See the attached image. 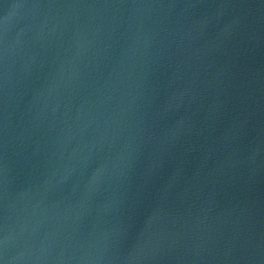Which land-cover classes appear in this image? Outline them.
Masks as SVG:
<instances>
[{
    "label": "water",
    "instance_id": "95a60500",
    "mask_svg": "<svg viewBox=\"0 0 264 264\" xmlns=\"http://www.w3.org/2000/svg\"><path fill=\"white\" fill-rule=\"evenodd\" d=\"M0 264H264V0H0Z\"/></svg>",
    "mask_w": 264,
    "mask_h": 264
}]
</instances>
